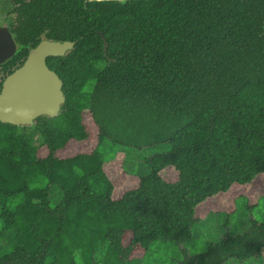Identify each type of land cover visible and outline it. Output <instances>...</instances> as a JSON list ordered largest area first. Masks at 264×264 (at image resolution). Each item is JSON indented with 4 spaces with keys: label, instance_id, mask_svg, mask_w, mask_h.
<instances>
[{
    "label": "trees",
    "instance_id": "obj_1",
    "mask_svg": "<svg viewBox=\"0 0 264 264\" xmlns=\"http://www.w3.org/2000/svg\"><path fill=\"white\" fill-rule=\"evenodd\" d=\"M12 1L19 39L75 47L47 60L64 83L62 114L32 127L0 122V264H159L151 251L166 242L184 246L168 264H263L255 219L200 254L188 247L200 205L264 175V0ZM70 147L80 151L61 157ZM116 147L127 162L164 150L120 199L105 171ZM237 212L205 219L230 225Z\"/></svg>",
    "mask_w": 264,
    "mask_h": 264
},
{
    "label": "rangeland",
    "instance_id": "obj_2",
    "mask_svg": "<svg viewBox=\"0 0 264 264\" xmlns=\"http://www.w3.org/2000/svg\"><path fill=\"white\" fill-rule=\"evenodd\" d=\"M7 3V1L4 0ZM0 4H4L3 1ZM9 6V3H7ZM39 138L36 139V142ZM91 149L92 147L88 145ZM76 147L68 148L66 152L61 154V157L73 156L80 150ZM162 150L159 147L149 149V151L133 153L130 162L126 161V155L118 147L113 152H109L106 156L105 171L108 178L111 180L115 187L113 194L114 199H120L127 191L134 190L139 187V178L146 176L149 169L145 165L144 159L149 156L159 153ZM47 150L43 148L40 151V156L44 157ZM141 166V167H140ZM124 167H126L124 169ZM140 169V170H139ZM126 171L128 174H126ZM129 173H133L129 175ZM162 176L169 182H175L178 179V172L173 168H168L162 172ZM54 199L53 206H56L62 200V192L59 188L53 190ZM239 197H245L247 200H242L236 206L235 202ZM22 201V197H16L10 201L12 207L17 206ZM255 205V206H253ZM238 207L237 214L229 221L224 216H211L205 219L208 214L212 212L232 213ZM197 218L203 219L193 227V240L188 247V252L193 256L202 253L206 249L208 241H218L224 237L226 233L233 231L234 236L242 234L246 231L249 221L255 219L259 222H264V175L258 177L255 183L239 187L233 186L229 193L221 194L215 198L207 200L199 206L197 210ZM228 225V226H227ZM173 242H166L162 245L155 246L151 253L152 261L159 264H168V260L177 262V258L183 257L182 248ZM142 257L143 252L136 255ZM227 264H241L237 261H230ZM246 264H258L257 261H250ZM264 264V255H263Z\"/></svg>",
    "mask_w": 264,
    "mask_h": 264
},
{
    "label": "water",
    "instance_id": "obj_3",
    "mask_svg": "<svg viewBox=\"0 0 264 264\" xmlns=\"http://www.w3.org/2000/svg\"><path fill=\"white\" fill-rule=\"evenodd\" d=\"M84 1L86 3H125L130 0ZM99 34L104 41V56L110 62H115L109 56V44L106 37L101 32ZM3 37L0 33V63L13 54V51L7 53L1 49L6 43V36ZM74 47L75 43L71 41L43 40L30 50L24 65L7 78L3 90L0 91L1 123L16 127H31L36 125L35 120L38 117L47 116L55 119L62 114V107L66 103L64 83L57 72L50 69L47 59L64 57Z\"/></svg>",
    "mask_w": 264,
    "mask_h": 264
},
{
    "label": "flooded vegetation",
    "instance_id": "obj_4",
    "mask_svg": "<svg viewBox=\"0 0 264 264\" xmlns=\"http://www.w3.org/2000/svg\"><path fill=\"white\" fill-rule=\"evenodd\" d=\"M2 1L4 4H0V33L1 36H4L3 38H5L6 36V43L5 46L1 47V49L7 53H12L13 51V54L8 57L4 62L0 63V91L3 90L4 83L7 78L14 74L20 67L24 65L25 61L28 58L30 50L38 46L39 43L43 40H51L47 38L46 35L41 36L40 40L33 45L32 43L29 44L19 39L17 35V6L12 0H5L7 1V3H9V6L6 2H4V0H0V2ZM13 47L15 48L14 50ZM45 118L49 117H38L35 120V124L37 125L40 119L42 120Z\"/></svg>",
    "mask_w": 264,
    "mask_h": 264
}]
</instances>
